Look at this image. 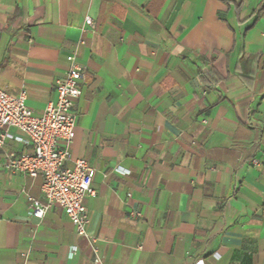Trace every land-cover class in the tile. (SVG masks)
I'll list each match as a JSON object with an SVG mask.
<instances>
[{
  "label": "crops",
  "instance_id": "1",
  "mask_svg": "<svg viewBox=\"0 0 264 264\" xmlns=\"http://www.w3.org/2000/svg\"><path fill=\"white\" fill-rule=\"evenodd\" d=\"M70 54L101 264H264V0H0V89L39 115ZM5 131L1 159L32 151ZM40 185L0 169V264H94L61 208L31 215Z\"/></svg>",
  "mask_w": 264,
  "mask_h": 264
},
{
  "label": "built area",
  "instance_id": "2",
  "mask_svg": "<svg viewBox=\"0 0 264 264\" xmlns=\"http://www.w3.org/2000/svg\"><path fill=\"white\" fill-rule=\"evenodd\" d=\"M84 23L92 26V19ZM65 76L54 81L56 99L49 102L39 115L26 106V91L10 95L0 89V127L13 126L26 134L30 153L9 152L0 158V169H10L41 177V199L27 197L30 213L41 219L54 207L62 209L76 234L86 237L94 254L93 263L101 264L96 239L87 233L88 215L83 204L94 196L93 168L83 158L72 159L70 145L74 138L75 114L72 107L82 94L83 68L73 54L67 56ZM9 136L0 134V145ZM71 161L70 167L64 163ZM73 250V249H72Z\"/></svg>",
  "mask_w": 264,
  "mask_h": 264
},
{
  "label": "trees",
  "instance_id": "3",
  "mask_svg": "<svg viewBox=\"0 0 264 264\" xmlns=\"http://www.w3.org/2000/svg\"><path fill=\"white\" fill-rule=\"evenodd\" d=\"M263 10V5L259 6L253 13L255 15V20L260 16L261 11Z\"/></svg>",
  "mask_w": 264,
  "mask_h": 264
}]
</instances>
